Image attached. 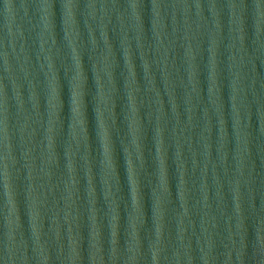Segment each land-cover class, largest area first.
I'll return each mask as SVG.
<instances>
[{
	"label": "water",
	"instance_id": "1",
	"mask_svg": "<svg viewBox=\"0 0 264 264\" xmlns=\"http://www.w3.org/2000/svg\"><path fill=\"white\" fill-rule=\"evenodd\" d=\"M0 264H264V0H0Z\"/></svg>",
	"mask_w": 264,
	"mask_h": 264
}]
</instances>
